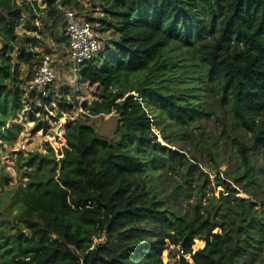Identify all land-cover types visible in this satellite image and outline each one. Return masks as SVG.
I'll use <instances>...</instances> for the list:
<instances>
[{
	"label": "trees",
	"instance_id": "obj_1",
	"mask_svg": "<svg viewBox=\"0 0 264 264\" xmlns=\"http://www.w3.org/2000/svg\"><path fill=\"white\" fill-rule=\"evenodd\" d=\"M42 3L0 0V147L18 140L22 128L13 120L26 102L40 114L46 105L54 109L51 94L26 92L30 77L18 74L13 51L19 45L18 63L38 65L46 56L39 38H67L60 6L87 9L81 0ZM94 7L101 14L89 21L103 45L80 78L99 88L98 97L74 103L86 118L114 111L125 128L108 139L80 118L68 125L61 156L51 145L42 154L17 152L19 182L0 192V264H264V209L228 181L230 194L218 207L192 204L190 216L162 198L165 172L187 181L195 164L153 130L166 140L175 126L202 122L204 102L191 90L201 88L198 81L216 89L231 118L252 133L251 145L233 138L244 171L232 179L256 183L251 152L264 149V0H96ZM23 22L36 36L19 42ZM173 42L193 54V71L169 59ZM49 127L37 119L36 130ZM11 179L0 165V182ZM196 238L206 245L194 250ZM171 245L180 248L173 263L163 260Z\"/></svg>",
	"mask_w": 264,
	"mask_h": 264
},
{
	"label": "rangeland",
	"instance_id": "obj_2",
	"mask_svg": "<svg viewBox=\"0 0 264 264\" xmlns=\"http://www.w3.org/2000/svg\"><path fill=\"white\" fill-rule=\"evenodd\" d=\"M36 1L42 6V0ZM81 1L87 7L84 12H81V15L89 20L100 16V11L94 7L96 0ZM55 18L58 20L59 28L64 23V17L58 14L55 15ZM95 26L97 27V24ZM60 28L59 37L64 38V27ZM18 32L19 42H24L27 36H36L27 32L24 22L19 27ZM98 34L102 48L103 35L99 32ZM38 40L37 50L53 59V66L58 73L57 79L53 81L45 93L47 95L51 94L54 109L50 105H46L44 107L45 113L40 114L36 112V109L30 103L26 102L18 117L13 120L21 126L22 130L14 144H6L0 147V165L12 178L5 181L4 184L0 182L1 193L9 186L19 182L17 152H22L24 155L29 152L42 154L46 153L48 145H51L57 156H61L60 153L66 146V136L72 134L68 128L70 123L74 124L81 118L92 124L101 136L108 139H114L125 128V124L118 119L114 111L86 118L81 107L75 105L74 99H78L79 102L83 100L91 102L97 98L99 88L81 80L80 75L83 64L74 65L68 52L67 38L60 41L58 37L52 36L49 32ZM18 46L13 51V62L17 63L16 70L25 80L28 77L31 78L37 69V64L25 65L18 63ZM166 54L169 59L179 60L180 63H188L190 70L193 71V64L196 61L190 58L193 54H189L177 42L171 43ZM196 85L201 88H195L191 92L199 94V98L204 102L206 114L202 122L186 127L175 126L173 130L166 132L168 138L166 140L155 126L153 129L157 133V140L163 145L177 149L185 154L184 163L195 164L192 174L186 176L188 178L187 181L181 174L165 172L160 180L162 198L173 202L179 214L190 216L192 204L211 205L213 209L218 207L222 195L229 196L230 194L222 184V181L226 180L237 190L238 196L250 198L257 203L256 208L263 211L264 208L261 202L264 200V149L257 147L251 152L252 162L257 172L256 177L253 179L256 183H248L244 179L240 181V184L236 183L232 178L241 177L244 168L233 138L239 136L251 145L250 136H252V133L242 129L231 118L227 105L220 101L216 94V89L205 87L199 81ZM135 95L137 94L135 93ZM66 102H72L74 105L70 107ZM35 104L36 106H44L38 98L35 99ZM38 118L49 124L50 127L46 131L35 129ZM7 182H9V185H6ZM215 232L222 233V230L217 228ZM95 242H101V239H95ZM206 243V239L196 238L193 249L203 248ZM171 252L172 254H170ZM177 257L178 249L175 247H169L163 252V260L165 262L173 263Z\"/></svg>",
	"mask_w": 264,
	"mask_h": 264
},
{
	"label": "built area",
	"instance_id": "obj_3",
	"mask_svg": "<svg viewBox=\"0 0 264 264\" xmlns=\"http://www.w3.org/2000/svg\"><path fill=\"white\" fill-rule=\"evenodd\" d=\"M65 17V35L67 48L74 65H82L95 57L101 49V39L93 24L73 8L60 6ZM58 73L53 66V59L46 55L38 63L37 69L28 80L26 92L46 93V87L55 81ZM170 247H175L171 245ZM178 249H180L178 247ZM183 251H180V254Z\"/></svg>",
	"mask_w": 264,
	"mask_h": 264
}]
</instances>
